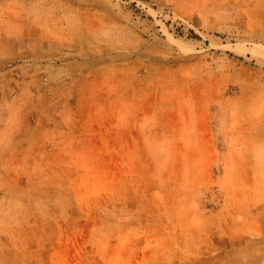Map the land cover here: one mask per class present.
<instances>
[{"label": "rangeland", "instance_id": "374dc122", "mask_svg": "<svg viewBox=\"0 0 264 264\" xmlns=\"http://www.w3.org/2000/svg\"><path fill=\"white\" fill-rule=\"evenodd\" d=\"M0 264H264V0H0Z\"/></svg>", "mask_w": 264, "mask_h": 264}]
</instances>
